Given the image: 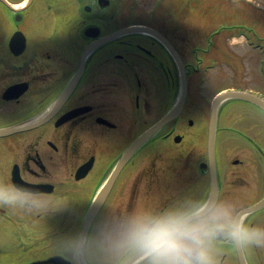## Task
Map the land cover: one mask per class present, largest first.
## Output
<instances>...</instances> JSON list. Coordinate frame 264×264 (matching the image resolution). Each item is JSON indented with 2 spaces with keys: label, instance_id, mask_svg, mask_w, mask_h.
Here are the masks:
<instances>
[{
  "label": "flooded vegetation",
  "instance_id": "obj_1",
  "mask_svg": "<svg viewBox=\"0 0 264 264\" xmlns=\"http://www.w3.org/2000/svg\"><path fill=\"white\" fill-rule=\"evenodd\" d=\"M137 12L116 0H0V128H18L0 135V177L6 183L0 187V235L38 241L41 232L34 221L42 217L61 228L49 239L77 241L97 190L104 189L85 241L86 264H122L144 247L145 229L169 220L193 229L195 242L186 241L189 251L183 256L192 264H264V206L236 224L241 210L264 196V150L251 146L260 181L242 192L234 182L244 179L234 175L235 170L223 173L229 159L223 164L218 153L217 202L200 217L185 221L204 204L211 187L208 152L205 148L202 153L200 142L206 116L201 115L205 104L200 97V68L187 60L180 30L171 29L158 16L146 14L140 20ZM132 24L160 32L182 63L166 42L144 31L120 34L84 54L91 43ZM193 51V59L200 60L198 50ZM181 68L188 82L183 108L147 138L106 187L124 151L175 108L183 85ZM188 108L194 116L185 115ZM243 139L248 145L254 143L248 135ZM149 156L169 163L165 169L153 164L138 170ZM232 161L246 166L239 154ZM83 165L88 172L77 178ZM15 176L44 183L45 189H19ZM154 188L167 198L153 196ZM63 198L62 209L58 201ZM180 209L181 214L172 219L171 214ZM109 235L122 242L120 249L113 252L112 260L97 262L90 252L97 247L101 252V240ZM3 240L0 264H10L4 261L9 242ZM17 249L29 252L21 244ZM34 262L27 259L23 264ZM133 264H153L152 257L146 253Z\"/></svg>",
  "mask_w": 264,
  "mask_h": 264
},
{
  "label": "rangeland",
  "instance_id": "obj_2",
  "mask_svg": "<svg viewBox=\"0 0 264 264\" xmlns=\"http://www.w3.org/2000/svg\"><path fill=\"white\" fill-rule=\"evenodd\" d=\"M128 2V0H122V2ZM121 0H116V3L121 4ZM178 0H129V7L134 10H138L137 17L141 20L146 17V14H157L161 17L165 24L168 25L171 29L177 31L180 30L182 35V41H186V58L190 61L199 65L200 73L202 75V97L203 100H208L209 103H205L202 100L205 111L201 112L202 116L207 115L209 118L208 110L210 108V103L213 98V93L225 87H238V88H247L252 90L255 93L264 96V0H183L182 7L186 8L180 9L176 12V6ZM175 8V9H174ZM189 8V9H188ZM163 13V15L161 14ZM185 13V14H184ZM184 15V16H183ZM211 17V18H210ZM238 24L240 27H235L234 32L240 31V29L250 28L249 31L250 38L246 34H238L232 36L230 31H223L222 26H235ZM227 29V28H226ZM221 35L216 37L217 35ZM215 37L216 46L210 50L207 46H211L208 42V37ZM184 45V42H182ZM215 46V45H214ZM197 49L198 57L201 59H193L194 49ZM202 49V50H201ZM208 49V50H205ZM193 59V60H192ZM194 91H196L194 89ZM192 96V95H191ZM204 97L206 99H204ZM246 110V111H245ZM245 110H242L247 118L245 121L235 122V118L239 116L240 113L233 112L229 115L228 120L223 123V130L219 133L221 141H219V148L221 152L222 163L225 164V158L228 161L227 167L223 168V173L231 174L233 170L237 173L234 175H239L244 181L240 183L236 180L235 185H240L236 188L237 191L242 192L247 190L250 186L251 189L255 185L259 184L260 181V171L258 172V167L253 165V155L251 152H254V149L247 144L243 139L242 132L244 134H249L252 137H257L263 142L264 146V121L263 123L258 121L255 118L256 110L248 108L245 105ZM194 111L192 108H188L185 115H192ZM241 113V114H242ZM4 116V115H3ZM194 116V115H192ZM205 118L206 120L208 119ZM2 119V118H1ZM0 119V120H1ZM226 125L228 127L232 126L238 128L239 131L234 130L233 128L225 129ZM240 127H243L242 129ZM206 127L202 129L201 132V147L202 153L205 152V143H204V133ZM242 130V132H241ZM239 152V153H238ZM243 158L246 166L241 167L238 164L233 163V159L238 156ZM185 156V155H183ZM169 161L166 160H155L152 156L143 158L140 162V165L137 166V169L144 168V166H152L157 164L159 169H165ZM223 166V165H222ZM264 167V166H263ZM262 167V171L264 168ZM180 170V167L177 168ZM264 172V171H263ZM158 173L163 174L161 171ZM225 173V174H226ZM225 182H228L230 178L228 175H224ZM160 177H156V183L154 184L155 188L157 186ZM237 177L231 178L235 180ZM178 181L177 178L172 180L173 183ZM230 182V181H229ZM232 184V183H230ZM4 178L0 177V187L5 186ZM152 192L153 196L156 195L159 198H167V196L160 197L158 193ZM264 188V187H263ZM152 196V197H153ZM171 198L175 197L173 193L169 195ZM151 197V198H152ZM0 201H2L0 195ZM168 201V199L166 200ZM66 205V200L63 198L58 201V206L64 208ZM189 208V204L185 207V210ZM49 211V210H48ZM180 212V213H179ZM181 214V209L175 211L171 214V218L175 219ZM39 217H36V219ZM35 219V220H36ZM140 219V218H138ZM33 221V220H32ZM35 225L38 228L46 227L49 230H44L42 238L37 242L40 246V250H43L41 255H45L46 252H60L63 248L71 249L75 241H70L69 238L65 237L63 240H57L59 236L54 240L49 239L50 233H55L56 226L54 221H50L49 218L44 219L40 218ZM51 228L54 231L50 230ZM118 229V225L114 226ZM59 228L57 231H60ZM110 232H113L111 230ZM62 235H67L66 233H61ZM104 238L101 240V252L97 247L95 250H91L90 255L95 256L97 262L102 260H112L113 252L118 251L120 248L121 241L114 240L110 238ZM4 239L8 242H13L9 237H3L0 235V240ZM23 247L29 251L28 253L17 249L14 252L9 253L5 258V262H13L14 260L21 261L22 263L28 257L35 256L40 252L34 249V245L29 243H23ZM15 246L5 247L7 251L13 250Z\"/></svg>",
  "mask_w": 264,
  "mask_h": 264
},
{
  "label": "clouds",
  "instance_id": "obj_3",
  "mask_svg": "<svg viewBox=\"0 0 264 264\" xmlns=\"http://www.w3.org/2000/svg\"><path fill=\"white\" fill-rule=\"evenodd\" d=\"M193 229L176 220L157 222L145 229L142 243L153 264H192L183 256L189 251L187 240H193Z\"/></svg>",
  "mask_w": 264,
  "mask_h": 264
},
{
  "label": "water",
  "instance_id": "obj_4",
  "mask_svg": "<svg viewBox=\"0 0 264 264\" xmlns=\"http://www.w3.org/2000/svg\"><path fill=\"white\" fill-rule=\"evenodd\" d=\"M170 49L172 50V52L174 53V55L177 57V53L175 51V49L173 48V46L171 44H169ZM178 59V58H177ZM183 81H184V91H183V96L181 99L180 104H182L183 102V98L186 94V79H185V73H183ZM231 97H239V98H244V99H248L256 104H258L259 106L264 108V99H262L259 96H256L254 94H251L249 92H245V91H228V92H224L221 95L218 96V98L216 99L214 106H213V112H212V116H211V120H210V126H209V137H208V153H209V158L211 161V176H212V181H211V195L209 198V202L210 204H214V202L216 201L217 195H218V186H217V180H216V169H215V164H214V155H215V136H216V122H217V108L218 105L221 101H223L224 99L227 98H231ZM175 112H171L167 117L172 118L175 114ZM11 130L10 129H0V134H6L9 133ZM135 146V145H134ZM133 148V147H132ZM135 149V147H134ZM129 151L127 152V155L121 160V164L127 159V157L129 156ZM119 168V166H118ZM117 168V169H118ZM19 186L20 187H26V189L28 190H35L38 186V184H32V183H28L26 181H23L20 179L19 182ZM264 203V199L261 200V202L257 203L253 208L259 207L260 205H262ZM97 208L93 207L88 215V217L86 218L85 224L83 225V230H82V234H81V238L79 240V246L83 243L84 238H85V233L87 232L88 226L90 221L92 220L94 214L96 213ZM200 212L195 213L189 217H187L185 219V221H188L189 219L197 216ZM62 260L60 257H52L48 260H46L45 262H53L55 264H60V261Z\"/></svg>",
  "mask_w": 264,
  "mask_h": 264
}]
</instances>
